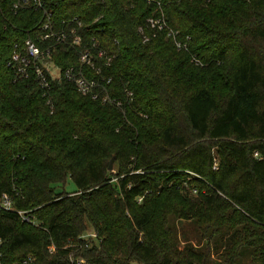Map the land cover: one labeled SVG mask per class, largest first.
<instances>
[{
    "label": "trees",
    "instance_id": "trees-1",
    "mask_svg": "<svg viewBox=\"0 0 264 264\" xmlns=\"http://www.w3.org/2000/svg\"><path fill=\"white\" fill-rule=\"evenodd\" d=\"M16 1L0 0V194L35 222L0 212V263L264 264V0H44L50 29ZM161 10L188 48L167 29L144 40ZM73 29L79 45L43 38ZM28 38L62 70L92 48L125 110L18 76ZM183 221L200 238L180 248Z\"/></svg>",
    "mask_w": 264,
    "mask_h": 264
},
{
    "label": "built area",
    "instance_id": "built-area-1",
    "mask_svg": "<svg viewBox=\"0 0 264 264\" xmlns=\"http://www.w3.org/2000/svg\"><path fill=\"white\" fill-rule=\"evenodd\" d=\"M34 5L36 8L43 9L45 21L43 22L44 29H50L52 27V13L45 7L44 0H18L14 3V9L17 11L22 6ZM160 14L153 15L147 19L146 26H141L140 30L142 31L144 40H149L151 36L157 35L158 32L162 30L168 31V36H171L175 44L179 48H188L186 42H182L178 38V31L171 29L168 25L165 13L161 10ZM75 19H78L75 17ZM149 27L152 32L147 33L146 29ZM71 35L68 32H57V31H48L45 33L43 38H55L57 42H64L69 38L72 40L73 44L79 45L82 42V36L76 33V30L71 31ZM98 45V44H97ZM99 57L106 55L107 51L103 48L96 49ZM109 57L108 59H110ZM195 58V57H194ZM196 61H199L196 59ZM9 64L15 67V71L18 76L22 78H30L32 76L39 82V84L46 90L50 87V78H56L64 76L70 81H73L78 90L84 94H91L93 98H101L103 102L115 104L117 107L121 108L122 111L125 110L124 102L117 98H112L108 93H105V85L98 78H95L90 75V70L86 66H90L93 69L97 70V73H100V68L96 67L94 52L92 48L86 47L80 50L79 54V64L78 65H69L64 70H62L58 65H56L51 59V49L47 48L43 50L40 46L37 45L33 39L28 38L24 44L23 49H18L13 54V59ZM103 82L105 81L102 79ZM111 78L107 81L110 82ZM130 96L133 95V92H128ZM255 156L260 157L261 153L255 151ZM197 190V189H196ZM140 198L139 200H141ZM3 209L7 210H16L23 220L28 222H35V219L32 215L29 214L27 210H19L14 207L11 197L7 193L0 194V212ZM86 238V236H84ZM2 240L0 239V246ZM87 245H89L87 243ZM1 254V252H0ZM31 257H28L24 262L31 260ZM3 264V263H0ZM76 264H86L85 258H77Z\"/></svg>",
    "mask_w": 264,
    "mask_h": 264
},
{
    "label": "rangeland",
    "instance_id": "rangeland-1",
    "mask_svg": "<svg viewBox=\"0 0 264 264\" xmlns=\"http://www.w3.org/2000/svg\"><path fill=\"white\" fill-rule=\"evenodd\" d=\"M64 188L67 191L72 192L77 189V185L71 177H68L66 183L64 184ZM191 192L195 194L197 192L196 188L193 187L191 189ZM183 222H184L183 227L181 224H179V231H178V239H179L180 248H183L187 240L193 241V243H198L199 238H200V232L197 230V228L193 224H191V221H183ZM85 236H86V239H91V238L96 239V234L93 228H90V230L87 233H85ZM218 255L217 253H214L213 257L217 258Z\"/></svg>",
    "mask_w": 264,
    "mask_h": 264
},
{
    "label": "water",
    "instance_id": "water-1",
    "mask_svg": "<svg viewBox=\"0 0 264 264\" xmlns=\"http://www.w3.org/2000/svg\"><path fill=\"white\" fill-rule=\"evenodd\" d=\"M114 161H115V156H113V157L111 158V161H110V164H109V168H110V169H113V167H114Z\"/></svg>",
    "mask_w": 264,
    "mask_h": 264
}]
</instances>
